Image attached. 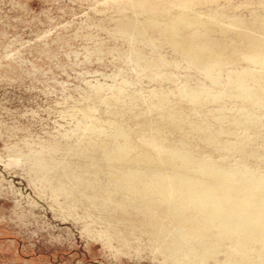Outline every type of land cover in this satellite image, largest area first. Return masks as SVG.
I'll use <instances>...</instances> for the list:
<instances>
[{
    "label": "rangeland",
    "instance_id": "1",
    "mask_svg": "<svg viewBox=\"0 0 264 264\" xmlns=\"http://www.w3.org/2000/svg\"><path fill=\"white\" fill-rule=\"evenodd\" d=\"M178 16L229 27L240 20L264 38V0H0V264L243 263L233 244L213 239L203 262L181 250L177 262L168 259L138 225L145 214L108 183L117 171L151 169L108 162L100 142L127 135L141 151L155 122L175 111L182 130L166 128L163 144L186 140L210 164L264 176L261 65L240 56L207 72L155 26L132 28ZM208 35L246 52L233 32ZM243 71L262 75L244 79L258 101L229 90Z\"/></svg>",
    "mask_w": 264,
    "mask_h": 264
},
{
    "label": "bare ground",
    "instance_id": "2",
    "mask_svg": "<svg viewBox=\"0 0 264 264\" xmlns=\"http://www.w3.org/2000/svg\"><path fill=\"white\" fill-rule=\"evenodd\" d=\"M232 24L234 27L214 18L178 16L169 23L151 19L132 28L135 33H144L146 26H155L161 38L192 65L207 72L242 57L259 63L264 73V38L253 34L240 20ZM260 24L264 25V20ZM212 29L221 35L233 32L245 42L246 52L222 48L213 40L207 42ZM261 77L257 72L243 71L229 90L246 100L258 101L259 95L248 90L244 79L258 82ZM191 98L196 102L198 93H191ZM179 116V111L169 112L164 119L157 120L149 143L141 151L134 150L127 135H123L120 143L100 142L108 162L119 166L144 164L151 169L110 174L108 183L112 192L124 191L130 195V205L146 216L138 225L159 243L161 252L172 261L179 260L180 250L188 262L207 260L216 249L208 245L213 239L233 244L242 264H264V176L210 164L189 151L186 140L178 148L163 144L166 128L182 130ZM188 130L203 136L211 133L198 124H190ZM256 247L261 251H257V259H252Z\"/></svg>",
    "mask_w": 264,
    "mask_h": 264
}]
</instances>
